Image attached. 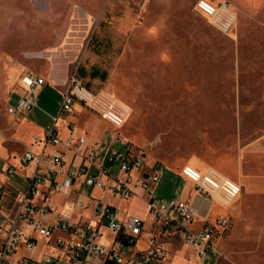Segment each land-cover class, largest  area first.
<instances>
[{"label": "rangeland", "instance_id": "obj_1", "mask_svg": "<svg viewBox=\"0 0 264 264\" xmlns=\"http://www.w3.org/2000/svg\"><path fill=\"white\" fill-rule=\"evenodd\" d=\"M195 1L17 0L19 26L28 23L37 38L31 40L20 29L13 37L16 26L4 23L9 19L4 12L14 2L0 0V19L7 25H0V32L6 40L13 37L4 51L19 68L52 80L75 77L94 91L110 92L129 108L130 115L117 128L78 101V107L60 117L76 122L91 140L105 136L121 151L130 148L148 161L161 162L154 191L158 199L180 194L177 172L187 163L197 169L213 167L235 182L240 175L242 198L234 202L239 194L230 205L214 201L208 224L215 238L239 227L257 232L264 230V0H228L236 19L227 32L198 13ZM10 98L7 103L15 104L16 97ZM61 99L57 95L58 102L52 99L55 103L49 105L38 101L51 123ZM117 169L112 165V175ZM4 173L24 190L21 177ZM92 191L102 202L115 200L100 188ZM123 207L139 214L143 203L133 199ZM219 216L227 219L223 233ZM237 242L247 248L258 245L255 234ZM222 243L219 238L215 244L219 252Z\"/></svg>", "mask_w": 264, "mask_h": 264}, {"label": "built area", "instance_id": "obj_2", "mask_svg": "<svg viewBox=\"0 0 264 264\" xmlns=\"http://www.w3.org/2000/svg\"><path fill=\"white\" fill-rule=\"evenodd\" d=\"M194 8L221 32L229 31L236 19V10L228 0H196ZM18 81L21 85L19 98L15 104L6 107L7 113L12 115H21L36 106L38 90L45 83L44 77L28 70L19 74ZM74 101L100 114L114 128L122 125L128 113L126 105L110 92L90 90L79 79L71 77L62 92L59 112L70 111ZM56 117L53 115L52 119ZM37 139L43 144H55L57 149L51 153L43 150L35 153L27 147L19 156L20 162L25 164L34 159L35 165L26 178L24 190L13 200L0 190V264H167L163 260L167 248L163 243H157L154 236L146 250L135 253L129 248L128 245L133 244L141 233L144 222L141 217L129 215L119 221L114 206L98 201L92 207L95 223L81 219L79 209L86 206V201L82 197L66 198L76 180L121 199L130 197L135 193L134 188L140 187L151 196L148 215L154 221L162 222L164 233H177L202 262L208 257L214 262L219 258L212 229L203 225L191 230L184 223L196 217L206 223L214 201L227 205L237 198L241 192L238 182L226 178L213 167L197 169L184 165L180 173L193 183L191 197L154 203L152 193L161 175L162 163L149 165L143 153L135 154L130 148L121 151L108 147L105 141L92 144L83 136L60 139L53 128L43 138L34 137V141ZM69 149L73 151V158L67 162L63 154ZM114 164L118 169L112 175ZM135 172L137 174L133 176ZM55 193L66 198L64 209L56 206ZM35 197H39V201H35ZM216 222L221 229L227 226L225 217L217 218ZM102 226L115 231L113 243L104 244L96 239ZM54 231L58 233L50 243ZM35 234L47 237V245L52 247L50 253H43L39 259L29 255L37 243Z\"/></svg>", "mask_w": 264, "mask_h": 264}, {"label": "crops", "instance_id": "obj_3", "mask_svg": "<svg viewBox=\"0 0 264 264\" xmlns=\"http://www.w3.org/2000/svg\"><path fill=\"white\" fill-rule=\"evenodd\" d=\"M13 2H14L13 7H11L8 11L4 12L6 14L7 13L9 14V19H7V21H4V23L6 24L9 23V25L12 24V26L14 25L16 26V29H14L12 32L13 37L16 36L14 32L17 31V29H20L22 32L24 30V34L26 35V37L28 36L29 38H31V40L32 38L37 39L33 37L34 36L33 29H31V27L28 26V23L21 24V26H19L17 15L19 12H21L20 11L21 8L17 9V7L15 6L17 0H13ZM27 13L28 11L26 10V14ZM4 23H3V19H0V25L2 27L1 29L3 28L7 29V25H4ZM6 36H7L6 33L0 32V190L1 191L3 190L5 192L6 197L13 200L15 195L21 190L17 189V187L14 186L9 176L6 175L4 172L10 173V175H12L13 177L15 176L21 177L26 186V178L28 175L32 173V170L35 165V160L32 159L28 163L22 164L20 162L19 156L24 152V150L27 147H31L35 153L41 150H43L45 153L54 152L57 149V145L52 143L43 144V141L41 139L40 140L37 139V141H34V137L43 138L50 128L54 129L57 137H59L60 139H66L70 136H72L73 138H76L78 136H83L86 138L88 143L93 144V143H101L105 141L108 143V147H114V146H111V144H109V141H107L105 136L99 137L98 140L89 139L84 134V129H79L76 122L75 123L70 122L66 120V117H60V114L64 112H58L57 114H52L51 117L53 115H56L57 117L55 120L52 119V123H51L49 117L50 115L39 107L38 101L40 99L44 104H48V105L49 103L51 104V102L52 103L58 102L57 95L62 96V92L66 88V84L68 81V79L65 80L63 76L57 77L56 80H52L49 77L47 78L44 77L45 83L38 90L36 106H32L30 109H28L25 113L21 115H12L10 113H7L6 107L12 104L10 102L7 103V101L11 99L10 95H14L16 97L15 100L17 101L21 92V85L18 81L19 74L27 70L37 74L39 73L38 71H34L32 69H25V68L21 69L16 64L12 63L13 60L12 59L10 60L11 55L7 54L4 51V49L7 46H11L14 41H13V37L6 40L7 38ZM101 74L103 75L104 73L102 72ZM86 87L89 88L88 86ZM52 99L55 102H53ZM73 105L78 107V102L76 103L74 101ZM129 115L130 114H128V116ZM60 124H61V129L58 130L57 126ZM72 153L73 151L69 149L66 150L65 153L63 154V157L67 162H70L72 160L73 158ZM102 160H104V156L102 157ZM146 163L149 165H153L155 163H161V162L152 161V160L148 161L146 159ZM238 166H240L239 167L240 171H242V165L238 164ZM177 173L178 176L180 177L179 182L181 187L180 194L177 197L178 198L191 197L194 189L193 183L187 177L183 176L180 173V171H178ZM136 174L137 173L135 172L133 176H136ZM237 182L241 185V187H243L242 178L240 177V175H239V180H237ZM156 185L157 183L154 185V191L156 189ZM84 186L87 185L82 183L80 180H76L72 185L70 194L66 198L70 200H74L76 199V197H82L86 201V206L79 209V214L81 215V219H85L89 221L91 224H94L95 220L92 213V207L95 202L101 200L98 199V195L94 194L92 190L95 188L98 189V187L90 186L89 191L86 192L85 190H83ZM41 187H44V185H42ZM100 190L103 193L104 192L109 193L103 189ZM134 190L135 193L126 199H121L117 195L109 193L115 196L114 198L115 200L113 201L108 200L106 202L116 208V217L119 221H124L129 215H136L144 220L141 233L135 239L133 244L128 245L129 248L133 250V252L136 253L138 251L146 250L150 246L151 237L154 236V239L157 243H163L167 248V251L163 255V260L167 264H264V230H260L257 232H250L247 230H241L239 227V229L235 231H233L232 229V232L230 233V235L227 234L228 235L227 237L220 234L216 238V243H215L217 244L219 238L223 239V243L221 247L222 250L221 252H219L220 253L219 258L214 262L212 257H208L204 262H202L200 259H198L197 255L192 250V248L178 237L177 233L174 232L164 233L162 230V222L154 221L148 215L147 206H148V200L150 199L151 196L147 193H144L142 189H140V187L138 186H136ZM154 191L152 193V197L154 203H157L158 201H161V199H158L155 196ZM56 195L62 197L58 193L54 194L53 199L54 202L56 203V206L58 208L64 209L63 203L66 198L62 197V200L59 202L55 198ZM238 198H237L238 200L236 199L234 201L235 203L242 198V194ZM133 199H140L141 202L143 203V209H141V213L139 214L129 213L127 210H123L124 203L127 202L128 200H133ZM35 201H39V197H35ZM213 206L214 205H212L211 210L213 209ZM87 210L90 211V214L87 212ZM208 219L207 222L204 223L200 217H196L193 221L184 223V225L186 226V228H189L191 230H197L203 225H206L207 227L212 229V226H209L208 224L209 223ZM99 230H100V234L96 236V239L99 242L104 244H111L114 242L116 235L115 231L109 229L106 226L100 227ZM223 231L225 230L221 229V233H223ZM253 234H255L258 245L255 248L248 247L250 249L248 251L243 252L242 250H247L248 248L246 246L238 245L241 244L242 242L239 243L237 242V240L243 237H250ZM35 235L37 237V243L34 246V248L30 251V252L33 251L34 253L30 254L29 252V255L34 259H36V257L39 256L41 257L43 253H50L52 250V247L47 245V237L37 234ZM47 247H49L48 252L46 251Z\"/></svg>", "mask_w": 264, "mask_h": 264}, {"label": "bare ground", "instance_id": "obj_4", "mask_svg": "<svg viewBox=\"0 0 264 264\" xmlns=\"http://www.w3.org/2000/svg\"><path fill=\"white\" fill-rule=\"evenodd\" d=\"M188 89V88H187ZM125 105V104H124ZM127 107V106H126ZM127 109H128V113H127V115L129 114V108L127 107ZM127 117V116H126ZM186 165H188V164H186ZM190 166H192V165H190ZM219 171V170H218ZM220 172V171H219ZM222 173V172H221ZM223 174V173H222ZM224 175V174H223ZM226 178H228L226 175H224ZM228 179H230V178H228ZM227 205H230V204H227Z\"/></svg>", "mask_w": 264, "mask_h": 264}]
</instances>
